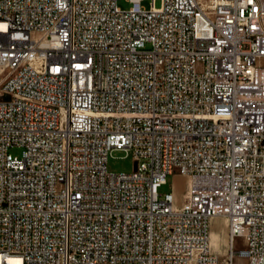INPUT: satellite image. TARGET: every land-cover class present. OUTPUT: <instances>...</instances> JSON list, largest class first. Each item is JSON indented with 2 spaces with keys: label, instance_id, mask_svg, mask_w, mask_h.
I'll list each match as a JSON object with an SVG mask.
<instances>
[{
  "label": "built area",
  "instance_id": "obj_1",
  "mask_svg": "<svg viewBox=\"0 0 264 264\" xmlns=\"http://www.w3.org/2000/svg\"><path fill=\"white\" fill-rule=\"evenodd\" d=\"M118 1L0 0V264H264V0Z\"/></svg>",
  "mask_w": 264,
  "mask_h": 264
},
{
  "label": "rangeland",
  "instance_id": "obj_2",
  "mask_svg": "<svg viewBox=\"0 0 264 264\" xmlns=\"http://www.w3.org/2000/svg\"><path fill=\"white\" fill-rule=\"evenodd\" d=\"M152 0H146L143 2V5L147 8L151 6ZM119 6L123 9H129L132 6V3L127 0H119ZM156 5L159 7L161 6V0H156ZM10 152L14 155L22 156L23 149L20 147H12ZM108 167L111 171L115 172H124V171H131L134 167V158L132 154H127L124 151H117L114 152L112 156L109 158ZM187 189H188V179L183 175H171L168 177L167 184L162 185L159 187V192L164 194L170 191L175 192L177 195V203L181 204L186 196H187ZM212 223V230L217 233L219 236V240L216 241V246L222 247V233L227 232V222H225L221 217ZM244 239L242 237H238L236 239V248L242 249L244 248ZM226 254H220L221 257H224ZM235 264H249L247 258L237 256L235 258Z\"/></svg>",
  "mask_w": 264,
  "mask_h": 264
},
{
  "label": "bare ground",
  "instance_id": "obj_3",
  "mask_svg": "<svg viewBox=\"0 0 264 264\" xmlns=\"http://www.w3.org/2000/svg\"><path fill=\"white\" fill-rule=\"evenodd\" d=\"M188 189H187V193H188ZM219 218L217 217V218H214L213 219V221L215 222L216 220H218ZM221 219H223L225 222H227V220L225 219V218H221ZM227 228H228V226H227ZM222 247H217L216 246V241L217 240H219V236H217V233L214 231V230H212V232H211V246H212V249L215 251V252H217L219 255L220 254H226V251H227V249H228V246H229V244H230V240H231V234H230V231H229V228L227 229V232L225 231V232H223L222 233Z\"/></svg>",
  "mask_w": 264,
  "mask_h": 264
}]
</instances>
